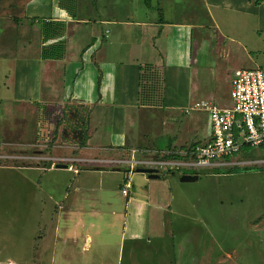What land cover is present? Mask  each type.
Instances as JSON below:
<instances>
[{
	"label": "crops",
	"instance_id": "0c3cea01",
	"mask_svg": "<svg viewBox=\"0 0 264 264\" xmlns=\"http://www.w3.org/2000/svg\"><path fill=\"white\" fill-rule=\"evenodd\" d=\"M223 1L226 0H76L69 12L59 5V0H28L19 25L0 26V59L7 65L0 76V114L11 137L10 142L1 141L0 145H14L25 153L31 150L52 162L50 166L41 162L16 166L21 168V217L25 218L27 230L19 239L18 257L8 248L0 257L7 264H181L182 249H172V221L165 214L169 193L163 167H157L158 177L150 178L148 173L137 170L140 166H120L110 160L131 151L132 157H141L144 152L149 156L161 154L165 161H182L186 156L167 154L182 156L191 147L206 142L211 122L207 128L197 122L189 128L184 122L183 132L171 135L162 145L141 142L148 130L145 123L140 125L139 130L144 131L140 135L132 114L154 104L125 102L120 93L118 102H107L104 94L110 81L116 84L115 77H124L125 72L139 77L143 65L156 67L162 77H204L205 65H200L199 55L200 51L206 55L210 50L202 44L210 36L205 31V21L219 30L212 9L227 3ZM34 17L67 23L61 37L66 43L62 59L41 58L42 46L57 39L43 42L38 21L33 24L31 20ZM216 52V57L225 56L221 47ZM240 69L246 68L231 70L223 89L210 92L198 86L196 94L201 98L197 101L231 106V81ZM171 70L173 74L169 75ZM137 85L133 93L139 97ZM149 97L146 94L145 98ZM71 103H83L92 110L87 144L65 163L68 153L63 152L77 146L59 139L47 153L44 146L49 136L44 135L56 127L63 108ZM112 113L117 116L112 117ZM30 119L36 136L21 139L30 129ZM160 120L155 119L154 126H159ZM108 131L110 135L117 132L113 133V142L105 139ZM2 138L6 139L0 134ZM34 146L39 148L28 149ZM245 147L248 145L236 155L237 159L247 151ZM56 161L68 167L58 168ZM185 169L189 168L175 169L172 177L177 175L180 180L183 173L192 174ZM128 172L132 186L124 195L122 186ZM4 240L6 244L10 241ZM9 246L16 247L12 242Z\"/></svg>",
	"mask_w": 264,
	"mask_h": 264
},
{
	"label": "rangeland",
	"instance_id": "374dc122",
	"mask_svg": "<svg viewBox=\"0 0 264 264\" xmlns=\"http://www.w3.org/2000/svg\"><path fill=\"white\" fill-rule=\"evenodd\" d=\"M27 1L0 0V26H12L15 24V18H24V7ZM223 2L227 3L212 9L215 24L219 30L212 29L209 21H205L207 24L205 31L209 32L210 36L202 40V44L210 50L206 54L208 56L202 51L199 55L200 65L202 63L205 65L202 73L204 77H159L162 79L160 91L147 100V104L149 106L154 104V107L141 108L138 113L132 114L134 123H137V132L140 135L144 132L139 130L140 125L144 123L148 130V136L143 135L141 142L156 145L167 143L171 135L176 137L183 132L184 122L189 125V128H193L192 125L195 122L201 123L205 128L209 127L208 113L192 107L201 98L196 94L197 87H204L210 92L217 88L223 89L228 84L231 70L264 67V0H226ZM219 46L225 56L216 57L214 55L219 50ZM96 66L100 68L99 64ZM5 67L7 65L2 64L0 59L1 77H3ZM130 74L131 76L125 72L124 77H115L116 84L110 81L109 88L104 94L105 101L118 102L120 93L125 102L131 100L142 102L140 100L142 96L138 97L133 93L138 88L139 77H132L133 72ZM172 74L171 70L169 75ZM2 101L5 110L6 100ZM187 109L188 112H186ZM116 116L117 113H112V117ZM169 116L174 119H169ZM155 119H161L159 126H154ZM3 123H5L3 114H0V126ZM29 123L30 129L20 136L21 139L35 138L34 125L31 124L33 119H30ZM57 123H61L58 128L59 133H55ZM67 123L62 124L61 121H56L54 124L56 127L49 134L44 135L49 136V139L45 138L48 144L44 146L45 152L49 153L50 147L59 139L65 143L70 142L71 138L69 141L62 140L63 129ZM8 129L4 127V124L1 126L0 134L6 139L2 138L0 142H10ZM108 132L109 135L105 136V139L113 142L115 138L113 133L117 132H111V135L110 131ZM6 134L9 136L7 137ZM33 148L39 147H28V149ZM19 149L20 147L14 145H0V241H3L0 242V246H3L0 248L2 249L0 257L7 248L9 251H15L13 256L18 257L19 239L27 230L25 218L21 217L24 213L21 209L24 201L20 191L21 168L16 166L23 163L41 162L43 164L47 162L41 158L26 159V155L41 156L32 153L31 150L25 153L21 152L23 149H20L21 151ZM79 150L78 147H71L70 151L68 149L63 152V154L68 153V157L65 156L66 159L69 158L63 161L67 163L70 158L76 157ZM125 152L126 154H122L121 157L110 160L112 161L110 163L120 166L134 164L136 167H141V165L149 167L151 166L148 165L149 161L162 160L161 154L152 153L151 155L155 156L153 158L142 152L141 157L140 155L132 157L131 151ZM183 156L185 155L182 154L181 157ZM239 158L243 160L264 158V148L251 147ZM138 161L146 163L139 164ZM56 163L63 162L56 161ZM248 166L249 168L240 166V168L235 167L229 170L227 167L185 169L190 172H199L198 180L185 183H181L177 175L172 177V173H167L168 170L177 168L171 169L169 165L163 167L162 173L165 175L169 193V199H166L168 210L165 214L166 219L172 221L170 226L173 233L172 249H182L181 260L179 259L181 264H264V164ZM4 239H10L7 242L8 245ZM11 242L16 247L11 249L9 246ZM8 260L18 261V259ZM177 261L178 259L173 260V262ZM2 263L7 264L6 259L0 258V264Z\"/></svg>",
	"mask_w": 264,
	"mask_h": 264
},
{
	"label": "built area",
	"instance_id": "2783aa9c",
	"mask_svg": "<svg viewBox=\"0 0 264 264\" xmlns=\"http://www.w3.org/2000/svg\"><path fill=\"white\" fill-rule=\"evenodd\" d=\"M231 106H220L211 101H197L195 109L209 113L210 138L184 152L182 161H149L148 165L169 168L229 167L233 165L264 164L263 159L235 158L244 146L264 144V67L240 69L231 81ZM189 110L187 109L186 112ZM25 158H40L25 156ZM139 164L146 163L138 161ZM134 167V164H132ZM133 169V168H132ZM122 192L127 195L132 186L130 173L126 175Z\"/></svg>",
	"mask_w": 264,
	"mask_h": 264
},
{
	"label": "trees",
	"instance_id": "16d2710c",
	"mask_svg": "<svg viewBox=\"0 0 264 264\" xmlns=\"http://www.w3.org/2000/svg\"><path fill=\"white\" fill-rule=\"evenodd\" d=\"M59 5L63 8H65L67 11L72 12L74 7L76 6V0H59ZM15 24L10 26L13 27L16 24L19 25L20 18H15ZM33 20V24H35V21H38L39 29L41 32V35L43 36V42L47 43L51 39H57L56 41L52 43H47L42 46L40 56L43 59H62L65 56L66 52V43L63 38H61L66 31L67 23L65 21H57L52 19H45V18H31ZM5 26V25H4ZM8 26V25H6ZM7 27L6 31H8ZM10 32V29H9ZM140 73H139V97L142 96L141 101L145 102L148 100L146 97V94H149L150 97L158 94L160 91V84L162 82V79L159 77H162L159 70L151 65H143L140 66ZM158 90V91H157ZM149 97V98H150ZM92 110V106L83 104V103H71L66 104L63 108V115L58 118L57 121H61L62 124H66L67 126L64 127L62 140L63 141H69V138H71L70 142L74 143L78 148H82L87 144L88 138H89V121H90V112ZM58 124V123H57ZM59 123L55 129V133H59L60 128ZM264 147V144L262 145ZM250 149L251 147H245ZM181 157V155L170 153L167 154V157ZM185 157V156H184ZM45 166H50L52 164L51 161H47L43 163ZM242 166L243 168H249L248 165H233L227 167V169L232 168H240ZM220 168V167H218ZM177 170H169L168 173L175 174ZM192 174H198L197 171H192Z\"/></svg>",
	"mask_w": 264,
	"mask_h": 264
},
{
	"label": "water",
	"instance_id": "95a60500",
	"mask_svg": "<svg viewBox=\"0 0 264 264\" xmlns=\"http://www.w3.org/2000/svg\"><path fill=\"white\" fill-rule=\"evenodd\" d=\"M55 166L58 168L68 167V165L64 164V163H58ZM137 170L140 172L148 173L150 178L158 177L159 171H160L159 168L152 167V166L139 167ZM198 178H199L198 174L183 173L180 177V180H182V181H194V180H197Z\"/></svg>",
	"mask_w": 264,
	"mask_h": 264
}]
</instances>
